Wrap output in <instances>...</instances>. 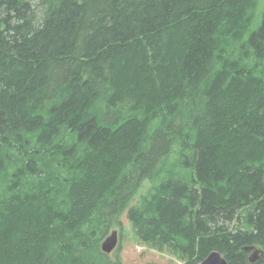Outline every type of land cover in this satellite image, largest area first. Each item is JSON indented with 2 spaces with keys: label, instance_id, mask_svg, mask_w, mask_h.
I'll return each instance as SVG.
<instances>
[{
  "label": "trees",
  "instance_id": "16d2710c",
  "mask_svg": "<svg viewBox=\"0 0 264 264\" xmlns=\"http://www.w3.org/2000/svg\"><path fill=\"white\" fill-rule=\"evenodd\" d=\"M260 3L0 0V264L264 253Z\"/></svg>",
  "mask_w": 264,
  "mask_h": 264
},
{
  "label": "rangeland",
  "instance_id": "374dc122",
  "mask_svg": "<svg viewBox=\"0 0 264 264\" xmlns=\"http://www.w3.org/2000/svg\"><path fill=\"white\" fill-rule=\"evenodd\" d=\"M264 7V0H261L259 5V11H262ZM149 183H146L142 188L137 201L147 193ZM238 223V218L226 225L230 229H234ZM113 230H117L119 233V244L116 250L107 256L110 264H184L179 261L176 257L172 256L168 252L160 251L148 245L139 243L132 232V226L124 214L119 223L114 224L108 228L107 234L102 238L99 244V251H101V244L104 239L110 235Z\"/></svg>",
  "mask_w": 264,
  "mask_h": 264
},
{
  "label": "water",
  "instance_id": "95a60500",
  "mask_svg": "<svg viewBox=\"0 0 264 264\" xmlns=\"http://www.w3.org/2000/svg\"><path fill=\"white\" fill-rule=\"evenodd\" d=\"M119 244V233L117 230H113L101 244V251L106 255H111ZM245 250L250 251L249 262L255 264L264 255L263 251L256 246L246 247ZM199 264H228L224 256L218 252H211L208 257Z\"/></svg>",
  "mask_w": 264,
  "mask_h": 264
}]
</instances>
